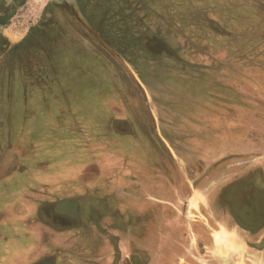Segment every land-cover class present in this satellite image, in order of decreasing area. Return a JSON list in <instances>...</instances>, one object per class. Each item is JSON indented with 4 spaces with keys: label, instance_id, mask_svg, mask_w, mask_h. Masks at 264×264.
Here are the masks:
<instances>
[{
    "label": "rangeland",
    "instance_id": "rangeland-1",
    "mask_svg": "<svg viewBox=\"0 0 264 264\" xmlns=\"http://www.w3.org/2000/svg\"><path fill=\"white\" fill-rule=\"evenodd\" d=\"M65 1L23 0L11 20L10 27L6 29L8 39L14 43L19 42L28 28L37 22L49 3ZM66 2L74 7L77 5L76 0ZM118 7L119 9H115L121 13L115 14L113 10L114 13L107 14L106 18L111 24L119 21L121 27L116 32L105 31V33L113 41L117 39L120 51H126L123 53L124 56L144 80L149 75L153 76L152 84L150 80H146L154 91L160 87L156 83L167 85H162L161 95L155 93L157 96L155 100L158 102L159 108H162L158 111L159 118L163 123L161 134H164L165 137L168 136L167 138L172 141L170 144L174 146L173 148L178 149L181 146L182 155L188 160L192 157L188 150L189 143H194V146L198 144L200 173H205L213 164L219 166L228 160L234 164V169L229 170L232 173L231 178L240 176L239 173L242 172L237 180L240 188H245L248 184L262 187L263 184L259 182L258 178L262 177L264 181V118L257 122L252 119L257 117V113L264 117V0H120ZM117 35L118 37H116ZM153 37L163 40L177 53L179 58L187 62L181 64L179 63L181 59H177L167 52L166 54L162 53L159 57L153 56L155 54H152L151 50L146 47ZM87 56L90 57V53ZM114 59L110 53H104L105 71L102 75L104 84L99 86L96 95L89 90L93 88L89 80L81 87L85 92L89 88V92L83 94L86 99L84 102L87 105L81 107L89 111L78 110L74 107L72 111L57 109L55 112L52 108L55 100H52L50 94L44 96L48 101L51 99L52 105H44L42 95H38L37 92L30 94V90L26 93L21 85L13 88L8 94H0V120L4 121V129L19 133V137L21 135L19 131L23 129L22 126L27 125L24 142H20L18 148L15 143L17 138H15L10 151L15 152L18 148L28 153L25 157L28 159V161L25 160L26 166H33L31 154L37 160L39 159L38 155L41 156V159L56 156V165L52 164L53 167L72 164L69 168L80 173L83 165L77 166L76 163L87 159L88 152H84L86 149H102L104 144H108L109 141L117 142L115 139L105 138L104 140L107 142L103 143L97 137L101 134H108V132L101 133V130L96 128L99 122H105V120L102 122L101 108L113 104L117 106L119 103L126 110L121 108L119 111L116 109L111 111L119 116H128V108H135V118L140 125L142 127L143 124L148 125L143 119L149 114L146 112V116L145 112L140 109L146 106L140 89L123 64L119 63L120 72H116L112 68L111 62H116L118 65V60ZM151 61L155 62L153 65L156 66H153ZM198 62L201 64L199 66L202 67L201 71L206 72L204 68L208 67L210 68L207 69L209 73H194L197 70ZM116 73L120 76L119 82L116 79ZM230 73L231 77L228 76ZM146 80L145 83H147ZM199 80L201 82H198ZM182 81H184L183 86H181ZM94 84L96 85V83ZM134 86L135 88H133ZM165 92L167 93L165 94ZM207 92L219 94L217 99L227 100L229 104L237 102L235 104L237 109L234 108L233 112L228 113L225 104V108L221 112L217 111L215 108L217 106L216 99L207 97ZM236 93L240 96L235 95ZM241 97H243V101H240ZM200 100L203 105H196ZM60 102H65V100H60ZM242 102H251V104L255 102L257 104L255 109L260 108V111H250L251 107ZM130 103L131 105H129ZM100 106L102 107L100 108ZM163 118L167 120L166 123ZM112 121L113 117L107 123L111 124ZM228 122H232V124L228 126ZM115 124L112 123V125ZM149 125L146 127V132L149 136L152 134L151 141H153L154 148L146 143L144 138H137L138 140L131 145L128 142L123 143V141L120 142V145L109 143V150L114 147L116 150L129 151L133 157L136 156L134 160L137 163L143 158L142 153L146 148L151 147L153 151L157 152L156 155L161 150L165 152L167 149L164 143L159 140L160 132H156L152 122ZM34 127L40 133L41 147H36L37 143L33 144L32 139L27 138L28 133L32 131L33 134ZM34 133L38 136V132ZM179 141L180 143H178ZM213 155H215L214 158H217H212ZM13 160L11 159L10 162ZM212 170L211 175L217 171L214 180L219 178L222 172L219 169ZM121 172L124 173L123 170ZM31 178L32 175L28 176V182L32 181ZM228 180H231L229 176ZM13 181L14 184L5 185L3 189L0 186V209L6 204L2 202V191L15 190L18 188L17 185L22 186L19 177ZM97 185L102 192V189L105 188L104 180H98ZM219 188L220 185L218 190ZM218 190L214 189L212 194H217ZM104 191L106 192V190ZM17 193L16 190L15 194L11 196ZM256 197L257 195H250L244 191L240 194L237 205L245 212L246 205L257 204ZM201 202H205L203 196H201ZM237 211L239 212V210ZM114 220L113 215L108 214L103 217L102 224L107 228L110 226L113 228ZM121 224L119 221L114 223L116 227ZM156 225V223L149 222L146 228L147 234H143V237L139 235L137 238V246L139 249H143L145 256L148 252L153 253L157 250V246H160L161 249L162 246L165 248L169 244L163 242L160 234L162 230ZM98 233L96 231L91 235L89 247L102 244V238H98ZM170 239L171 236L167 241ZM4 244L5 242L0 243V250ZM11 245L10 252H14L13 244ZM254 245L264 247V239L256 240ZM213 248V253L209 254L212 261L206 262L205 259L208 260L210 257L207 256L204 259L202 256L200 264L264 263L262 262L264 256L256 254H232L228 258V240L220 236L213 240ZM172 252L169 244L164 255H149L146 258L147 262L141 264H162V262L170 264L173 260ZM11 255L9 254V256ZM3 258L4 256L0 253V262Z\"/></svg>",
    "mask_w": 264,
    "mask_h": 264
},
{
    "label": "crops",
    "instance_id": "crops-1",
    "mask_svg": "<svg viewBox=\"0 0 264 264\" xmlns=\"http://www.w3.org/2000/svg\"><path fill=\"white\" fill-rule=\"evenodd\" d=\"M106 50L132 75L146 102L145 108L140 109L146 116V112L149 114L143 121L148 126L152 122L156 132H160L159 140L164 143L167 150L165 152L161 150L156 155L157 152L151 148H154L152 137L148 140L144 139L151 147L144 149L143 158L138 163L134 160L136 156L133 157L129 151L116 150L114 147L109 150V143L120 145L123 141L131 145L138 140L140 123L135 118L137 123L135 125L130 115L119 116L112 113L113 109L126 110L119 103L117 106L113 104L103 109L100 106L105 124L102 125L99 122V125H96L97 129L104 127V130H107L110 125L107 121L112 117L114 121L121 124L130 122L131 128L127 133L122 134L117 142L109 141L102 149H86L84 152H88L87 159L76 163L77 166L83 165L80 173L69 168L72 164L53 167L52 157L42 158L41 161L40 155L38 160L32 157L33 166H26L23 160L17 163V172L24 174L22 175L24 186L17 185V196L12 200L14 202L8 203H14L15 210L12 211L9 208L10 205L5 210L10 217L16 216L14 219L16 227L10 224L12 230H9L8 218L4 216V220L7 221L3 222L1 219L3 214L0 213V243L5 242L0 250L4 256L0 264H138L139 262L141 264L147 262L146 258L149 255H164L169 244L173 250L172 253H175L170 264H200L202 253L204 259L207 256L210 257L208 260L205 259L206 262L212 261L210 255L214 250L213 240L218 236L228 240V258L232 254L264 256V247L254 245L256 240L264 239V181L262 177L258 178L263 184L262 187L248 184L247 187L240 188L237 180L242 172L239 173L240 176H235L233 173L235 177L231 178L232 173L229 170L234 169V164L228 160L219 166L213 164L205 173H200L198 144L194 146V143H189L188 150L192 157L188 160L182 155L181 146L178 149L173 148L168 136L161 134L163 123L158 111L162 108H159L155 100L157 98L155 93L161 95L162 85H165L156 83L161 88L154 91L151 88L152 80H150L151 84H148L149 79L144 77L145 80L147 79L145 83L143 77L123 54L120 53L133 67L137 77L119 56L107 48ZM115 51L118 52V50ZM98 89L94 88V94ZM38 95L43 94L40 92ZM42 97L45 98L44 95ZM47 101L44 100L43 104L52 105L51 99ZM52 108L56 112L54 103ZM234 108L237 109L232 106L231 110L234 111ZM80 109L87 110L78 108ZM128 109L136 111L135 108ZM254 110L258 111L255 108L250 109V111ZM261 118L264 117L257 113V117L252 120L257 122ZM232 122H228V126ZM104 135L109 136V134ZM15 136L14 132L9 131L7 135H1L0 139L6 146ZM176 136L178 137L177 133ZM19 140L21 137H18ZM37 141L34 139L33 144ZM128 147L130 148L129 145ZM24 153L19 149L13 152L4 147L0 152V171H6L11 164L10 160ZM53 157L56 160V156ZM211 169L212 171L219 169L222 172L219 178L214 180L217 171L211 175ZM122 170L124 173L121 172ZM30 173L32 181L26 180L27 184H25V175ZM228 176L231 180H228ZM44 179L48 182L46 183ZM100 179L105 183L103 193L97 185ZM214 189L218 190L217 194H212ZM244 191L250 195H257V204L249 203L246 205L245 212L237 205L240 194ZM70 193L72 195H69ZM201 196L204 197L205 202H201ZM60 202L76 203L79 206L80 213L77 220L67 217L64 210L60 212L64 214L61 219L62 224L59 225H51L38 218L40 207L49 208ZM104 208H106L105 211ZM108 214L115 218L113 228L111 226L107 228L102 224L103 217ZM116 221L122 224L116 227L114 225ZM149 222L157 224L156 226L162 230L161 239L169 244L165 248L162 246L161 249L157 246V250L153 253L148 252L145 256L143 249L137 246V238L139 235L143 237V234H147L146 228ZM5 228H8L9 233L3 230ZM96 231L99 232L98 238H102V244L89 247V239ZM170 236L171 239L167 241ZM164 237H167L166 241ZM11 244H13L14 252H10ZM9 254L12 255L9 256ZM262 262H264L263 258ZM228 264L234 263L228 262Z\"/></svg>",
    "mask_w": 264,
    "mask_h": 264
},
{
    "label": "flooded vegetation",
    "instance_id": "flooded-vegetation-1",
    "mask_svg": "<svg viewBox=\"0 0 264 264\" xmlns=\"http://www.w3.org/2000/svg\"><path fill=\"white\" fill-rule=\"evenodd\" d=\"M22 1L23 0H0V94H8L13 88L21 85L26 93L28 90H30V94H33L34 92H41L43 95L48 96V93H50L52 100L56 101L54 103L56 110L72 111L74 107L78 109L82 106H86L87 104L84 102L86 99L83 94H87L89 90L95 91L94 88H99L100 85L104 84V80H102L104 79V76L102 77V75L105 71L104 53H109V51L106 50V47H104L98 41L96 36L86 28L80 19L78 9L81 15H83L91 24L92 28L103 38H106L105 41L108 45L112 48L115 47V50H118L119 53L123 54L126 53V51H120L117 39H114L115 41H113L105 33V31L116 32L121 27V23L119 21L111 24L106 18L109 13H121L116 11V9H119L118 2H120V0H76V4L78 6L77 9L66 1L63 3L51 2L42 11V14L37 22L28 28L23 38L19 42L14 43L7 38L6 29L10 27L11 20ZM113 36L115 35L113 34ZM116 37H118V35ZM157 39L159 38L153 37L150 39L146 47L151 50L152 54H155L153 56L159 57L162 53L166 54V51L159 46ZM88 53H90V57L87 56ZM114 60H116V58ZM107 62L110 63L109 61ZM151 62L152 65L153 63L155 64V62ZM186 62L187 61L184 59L179 61L181 64ZM111 63L112 68L115 69L116 72H120L119 62L118 65H116V62ZM196 65L197 70L194 73H209L207 69L210 68L205 67L204 69L206 72H202V67H199L201 64L198 62ZM228 76L231 77L232 74L230 73ZM147 78L153 81V76L149 75ZM116 79L119 82L120 76L118 73H116ZM87 80L91 82L93 88H87L85 92V90L81 87L85 82H87ZM198 82L201 81L199 80ZM94 83H96V85ZM183 85L184 81L181 82V86ZM206 95L210 99H216L215 101L217 102L218 107L215 106V108H217V111L220 112L223 108H225V104L227 105L228 113L233 112L231 108L237 103L231 102L229 104L227 100L224 101L223 99H217L219 94L216 95L215 93L207 92ZM235 95L240 96L237 93ZM242 98L243 97H241L240 101L244 100ZM66 99H69V101H66ZM44 100L45 102L47 101L46 97ZM60 100H65V102H60ZM242 103L246 106L249 105L248 107L251 108H255V105H257L255 102L253 104H251V102ZM196 105L202 106V101L200 100ZM198 106H196V108H198ZM256 110L260 111V108ZM127 111L128 114L133 117L132 119L136 125L135 111H132L131 109H128ZM103 121L104 119L102 122ZM164 121L165 123L167 122L166 119H164ZM107 122H109V120ZM113 122L116 124L112 125ZM103 124L104 123H102V125ZM130 124V122H127V124H121L120 122L113 120L111 124L108 125L109 128L107 130H104V127L100 128L101 133L108 132L109 136L101 134L97 137L99 140H104L105 138L118 140L121 138L122 134L124 135L127 133L129 128H131ZM26 126L27 125L24 124L22 126V131H19L21 133L19 137H21L22 141H18L17 136L19 133H15L16 136L14 139L17 138L15 143H17L18 148L20 147V142H24L26 135L24 132H26ZM146 127H148L146 124H143V127L139 125L138 132L140 138H146L148 140V138L152 137V134L150 136L148 135ZM0 128V136L7 135L9 130H7V128L4 129V121L2 120H0ZM34 131L38 132V136L34 132L32 134L31 131V133L27 134V138H31L32 142L34 139L36 141L38 140L36 147H41V137H39L40 133L37 129ZM50 139L52 140L51 135ZM1 140L2 139H0V152L4 149V147H6L7 150H12V144L14 142L8 143L5 146ZM36 147L34 151H36ZM27 154L28 153H24L22 156L19 154L17 157H14L13 162H11L10 166L7 167V170L0 171V186L2 189L5 185L8 186L9 184H14L15 182L13 180L18 177L21 184L24 182V176H22L24 174L20 171L17 172L16 165L21 162V159L28 161V159L25 158ZM30 157L32 158V154ZM51 161L52 163L54 162V165H56L55 158H51ZM30 175L32 174L30 173L25 175V184H27L26 180H29L28 176ZM22 186H24V184H22ZM15 191L16 189L2 191V202L6 204L0 209V213L3 214L1 215V219L4 222L7 221L6 219L8 218L9 230H12L10 228V224L16 227L14 220L16 216L10 217L5 210L8 205H10L9 208L12 211L15 210L14 203L8 204L10 202H14L12 200L16 198L17 194L14 196L11 195L15 194ZM62 210L66 211L65 214L67 217L77 220L79 216V206L76 203L65 204L64 202H60L49 208L40 207L37 215L39 219H43L51 225H59L62 224L61 219L64 214L60 213L63 212ZM56 213H58V215H56ZM4 216L6 217L5 220L3 218ZM8 228L3 230H6L9 233ZM172 255L174 257L175 253H172ZM201 255L203 256V253Z\"/></svg>",
    "mask_w": 264,
    "mask_h": 264
},
{
    "label": "water",
    "instance_id": "water-1",
    "mask_svg": "<svg viewBox=\"0 0 264 264\" xmlns=\"http://www.w3.org/2000/svg\"><path fill=\"white\" fill-rule=\"evenodd\" d=\"M60 1H62V0H56V2H60ZM66 1H69V2H70V1H72V0H66ZM74 5H75V4H74ZM75 7H76V9H77L78 6L76 5ZM78 13H79V15H80V19H81V21L84 23V25L86 26V28L96 36V38L98 39V41L101 42V44H102L103 46H105L107 49H109L110 51H112L115 55L119 56V57L124 61V63L127 65V67L129 68V70H131V72L133 73V75L137 77V74H136L135 71L133 70V67H132V66H131V65H130V64H129L124 58H123V56H122L120 53L116 52L115 50H113V49H111V48L109 47V45H108L107 42L103 39V37H102L100 34H98V33L92 28L91 24L86 20V18H85L83 15H81V13L79 12V9H78ZM157 42H158L159 46H160L163 50H165L168 54H170V55L176 57L177 59H180L179 56L177 55V53H176V52H175L170 46H168L163 40L157 39Z\"/></svg>",
    "mask_w": 264,
    "mask_h": 264
}]
</instances>
